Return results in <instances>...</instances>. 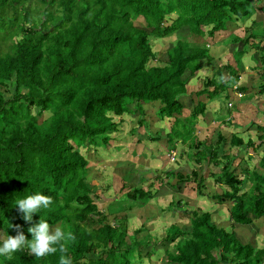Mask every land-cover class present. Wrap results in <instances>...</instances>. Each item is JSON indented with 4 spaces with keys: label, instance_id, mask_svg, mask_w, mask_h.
<instances>
[{
    "label": "trees",
    "instance_id": "trees-1",
    "mask_svg": "<svg viewBox=\"0 0 264 264\" xmlns=\"http://www.w3.org/2000/svg\"><path fill=\"white\" fill-rule=\"evenodd\" d=\"M257 10L264 12V0H0V243L18 231L31 239L28 228L41 216L76 236L68 245L73 264H135L141 257L148 262L159 248L163 250L155 260L160 261L154 264H264V246L241 242L237 233L264 219V150L254 167L242 166L241 176L232 157L218 152L222 144L256 149L264 141V124L255 125L256 141L218 130L214 140L213 131L210 141L198 140L194 126L206 103L219 96L227 101L233 92L239 101L247 90L228 63L200 88L186 86L200 62L212 61L204 38L213 39ZM136 18L142 25L133 23ZM248 29L240 39L243 44L249 45V37H263L261 27ZM177 31L187 32L190 39L176 38L164 49L162 62L151 64L157 54L150 37ZM250 44L258 54L264 51ZM243 51H233L236 65ZM253 60L256 67L264 66L262 54ZM258 88L264 91L262 84ZM185 98L194 101L182 116ZM149 102L159 103L156 116L171 119V126L164 134L130 131L137 141L162 142L167 150L185 145L181 153L195 154L196 164L205 159L197 155L203 152L210 173H216L214 183L226 187L210 199L229 204L228 225L217 224L197 208L183 212L188 227L170 224L158 237L142 223L127 235L125 214L109 223L97 208L100 196L86 182L90 168L79 147L84 144L90 151L107 146L118 127L113 116L135 113L136 125L145 126L142 106ZM219 108L222 124H228L236 105L228 101ZM45 111L48 115L39 120ZM169 171L177 175L176 183L195 180V169L188 175ZM120 188H126L122 193L129 203L121 200L120 210L145 204L154 194L129 184ZM36 193L51 196L53 204L25 221L16 200ZM169 204L179 207L181 201ZM59 255L35 257L25 248L11 259L0 257V264H59Z\"/></svg>",
    "mask_w": 264,
    "mask_h": 264
},
{
    "label": "rangeland",
    "instance_id": "rangeland-1",
    "mask_svg": "<svg viewBox=\"0 0 264 264\" xmlns=\"http://www.w3.org/2000/svg\"><path fill=\"white\" fill-rule=\"evenodd\" d=\"M133 23L138 26L142 25L140 18L133 20ZM249 27L251 29L261 27L263 37H249V45H245L240 39L248 35ZM183 36L186 37L187 40L190 39V36L184 31H177L175 34L163 38L150 37L152 50L157 54V61L152 60L150 63H161V60L165 57L163 53L164 49L176 38ZM204 39L208 48V53L212 57V61L208 63L200 62L201 67L196 71L194 76L188 79L186 84L187 89H191L192 91L200 88L201 83L206 78H209L212 74H217L219 69L222 68L224 64L228 63L238 71L240 76L238 84L246 86L247 91L244 95L247 97L241 99L240 96L241 100L238 101L239 94L236 93L235 95L231 94L227 101H225L222 96H219L217 99L206 103L204 114L197 116L194 134L197 136L198 140H209L207 137L213 131L211 139L214 140L213 137L218 130L225 136H228L230 133H237L243 140L253 139V141H256L255 136L257 132L255 125L264 124V91H260L258 88L261 84L264 88V80L262 79L264 66L256 67L253 58L259 60L260 54L264 56V51L258 54L257 49L250 43L258 44L259 47H264V12L257 10L251 14V16L243 20H235L227 30L215 34L213 39L207 37ZM242 49L244 51L238 58L239 64L236 65V57L233 51ZM229 100L232 103L235 102L236 110L231 112L228 116L229 123L222 124L219 115L221 109L219 107L220 104L224 105L226 102L228 103ZM193 101L191 102V100L189 101L187 98L184 99L182 116L189 112ZM158 106V102H149L142 106L144 109L143 118L145 120V126L136 125L137 116L135 113L131 115L123 113L120 116H113V120L117 122L118 127L116 131L110 133L111 138L107 146H95L90 151L87 150L88 148L86 149L84 147V144L79 147V152H81L87 160V168L91 169L87 172L86 182L93 192L102 195L104 198L98 202L96 201L97 208L107 215L105 220L109 223H113V217L125 214L126 233L127 235L132 233L134 229L141 225V222L138 221L141 219L139 215L141 214L142 208L133 206L128 209L127 206H124V209L120 210L121 206H123L122 201L129 204L125 201L122 193L126 188L120 187L122 184L123 186H125V184H129L130 186L140 185L139 187L143 189L150 188L149 190L154 192L152 197L153 200H149L148 205L145 204V207L143 205L144 215L153 214L154 216L157 214L159 219L156 220L157 224L154 228L153 226L150 227L148 224L143 223L150 234L162 237L163 233H165V228L170 224L188 227V217L185 216L183 212L189 213L197 208L200 211L209 212L212 219L217 224L226 225V222H229L227 219L229 204H218L210 199L212 194L219 193L226 189V187L219 183H214L213 178L216 173H210L212 171V166L208 164L206 155L203 152L200 151L197 155L199 158L205 157V159L196 164L195 154L191 156L188 153H181L186 151V147L185 145L177 143L173 149L174 152L176 151L177 153L175 161H169L166 156L168 150L164 143L151 142L145 138L140 142H136L137 134L130 131L132 128H136L138 134H147V132L164 134L169 129V126H171V119H159L156 116L155 112ZM47 115L48 112L45 111L38 119L41 120ZM236 125H239V127ZM150 150L155 151L156 158L153 157L148 160L145 154L150 153ZM263 150L264 141L256 149L249 147L241 149L237 147L229 148L227 145L223 146V144L218 148L219 153L225 151L232 157L231 165L234 166L235 172L239 176H241V169L244 166L245 168L247 167L248 170L256 165L257 158ZM97 162H99L98 165L96 164ZM125 163H128V165ZM121 165L124 167L122 168ZM130 165L134 167L132 168ZM168 165L179 167L185 172L184 174L187 175L191 169H195V180L191 178L185 183L181 179L178 181V185L175 181L176 177L174 173H171V175L167 174L168 176L165 175ZM99 166L101 167L99 168ZM156 167H159V169L161 168V171L152 172L151 170H155ZM162 171H164V174ZM128 174H131V180H133L129 181L130 183L128 182V179H130ZM143 174L145 177L143 181H141V184H138L140 182H138L137 179ZM199 179H201V181H199ZM131 182L138 183H136V185L132 183L131 185ZM245 185H248L247 180H245ZM198 186L202 187L199 188ZM199 190L201 193H199ZM170 199L171 201L180 200L181 206L170 205ZM240 229L241 231L237 233L241 242L249 241L258 246H264V219L256 220L250 227L244 226ZM142 233L143 232L136 233V237H139ZM2 237L0 233V239ZM162 250L163 248H159L156 251V255L149 256L148 262H146L145 258L141 257L138 263L135 264H154L155 262H159L160 260H155V258L162 253Z\"/></svg>",
    "mask_w": 264,
    "mask_h": 264
},
{
    "label": "clouds",
    "instance_id": "clouds-1",
    "mask_svg": "<svg viewBox=\"0 0 264 264\" xmlns=\"http://www.w3.org/2000/svg\"><path fill=\"white\" fill-rule=\"evenodd\" d=\"M52 204L51 196L36 193L18 198L15 206L23 214L25 221H31L33 213L50 209ZM28 232L32 234L31 239H27L21 231L16 235H7L0 243V257L11 259L13 253L26 248L28 252L40 258L59 252V264H73L71 256L68 255V245L76 241V236L71 231H65L60 226H50L46 219L40 216L39 222L29 227Z\"/></svg>",
    "mask_w": 264,
    "mask_h": 264
},
{
    "label": "crops",
    "instance_id": "crops-1",
    "mask_svg": "<svg viewBox=\"0 0 264 264\" xmlns=\"http://www.w3.org/2000/svg\"><path fill=\"white\" fill-rule=\"evenodd\" d=\"M232 94H234V92L232 93ZM230 101V100H229ZM233 104H235V102H233ZM236 126H238L239 127V125H236ZM242 138V137H241ZM137 139V138H136ZM243 140V139H242ZM141 141V140H140ZM139 141V142H140ZM243 141H245V140H243ZM136 142H138V141H136ZM142 143H145V142H142ZM157 143V142H156ZM154 148V147H153ZM177 154V153H176ZM145 157L146 158H148V160H150V159H152L153 157L154 158H156V155H155V151H152V150H150V153H146L145 154ZM164 160V159H163ZM165 161V160H164ZM98 163L99 162H97L96 164L98 165ZM125 164H127L128 165V163H125ZM125 164H124V166H125ZM166 164H168V163H166ZM122 166V168L124 167L123 165H121ZM132 168L134 167V166H132V165H130ZM101 166H99V168H100ZM173 167H175V168H173ZM132 168H131V170H132ZM91 170V169H90ZM169 170H179V172H181V173H184L183 171H182V169H180L179 167H176V166H170V165H168V167L166 168V171H167V174H169V175H171V173H170V171ZM152 172H156V171H161V168L159 169V167L157 168L156 167V169L155 170H151ZM163 172V174H164V171H162ZM167 174H165V175H167ZM129 175V178L130 179H128V182L129 181H133V180H131V174H128ZM168 176V175H167ZM174 176L176 177V179H177V175H175V173H174ZM144 174L142 175V176H140V177H138V179H137V181L138 182H140V183H138V182H131V185H132V183H134L133 185H136V183H138V184H141V181H143V179H144ZM176 179H175V181H176ZM130 183V182H129ZM178 185H179V182L177 183ZM140 186V185H139ZM102 187V186H101ZM103 189H104V186H103ZM99 196H100V200H102V199H104L103 197H102V195H100L99 194ZM153 197V196H152ZM149 198L148 200H147V202L145 203V204H147L148 205V202H149V200L150 201H152L153 200V198ZM115 200V199H114ZM175 200V199H174ZM170 201H171V199H170ZM145 204H140V205H137L138 207L137 208H139V207H141L142 208V210H141V214L139 215L140 217H141V219L138 221V222H141V224L142 223H145V224H148L150 227L151 226H153V228H154V226L157 224V222H156V220H159L158 219V216H157V214H155L154 216H153V214L152 215H147V214H143L144 213V207H145ZM143 205H144V207H143ZM150 205V204H149ZM131 207H133V206H131ZM152 213H153V211H152ZM152 228V229H153ZM163 228H164V226H163Z\"/></svg>",
    "mask_w": 264,
    "mask_h": 264
},
{
    "label": "built area",
    "instance_id": "built-area-1",
    "mask_svg": "<svg viewBox=\"0 0 264 264\" xmlns=\"http://www.w3.org/2000/svg\"><path fill=\"white\" fill-rule=\"evenodd\" d=\"M166 156L168 157V160H169V161H175L176 153L174 152V150H169V151L166 153Z\"/></svg>",
    "mask_w": 264,
    "mask_h": 264
}]
</instances>
